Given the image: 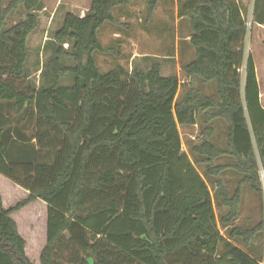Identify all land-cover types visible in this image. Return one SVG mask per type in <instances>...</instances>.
Instances as JSON below:
<instances>
[{
  "label": "trees",
  "instance_id": "1",
  "mask_svg": "<svg viewBox=\"0 0 264 264\" xmlns=\"http://www.w3.org/2000/svg\"><path fill=\"white\" fill-rule=\"evenodd\" d=\"M42 1L0 0V176L28 192L9 208L0 196V264H36L11 214L37 199L46 204L38 264H261L264 109L253 58L235 49L247 32L239 3L176 0L194 50L179 95L178 76L162 75L159 61L99 69L95 54L119 56L121 43L103 44L100 28L126 27L116 9L136 0L67 12L36 87L27 40ZM160 1L143 0L144 24ZM262 11L253 0L257 23ZM195 125L199 140L183 151L179 128ZM244 185L260 202L250 227L236 223Z\"/></svg>",
  "mask_w": 264,
  "mask_h": 264
},
{
  "label": "rangeland",
  "instance_id": "2",
  "mask_svg": "<svg viewBox=\"0 0 264 264\" xmlns=\"http://www.w3.org/2000/svg\"><path fill=\"white\" fill-rule=\"evenodd\" d=\"M5 3L8 0H4ZM241 8L245 22H250L247 27L246 36L235 49H241L244 57L253 56L254 66L257 72L256 79L261 91H264V22L259 25L252 14L253 0H236ZM90 5V0H43L42 8L37 12L39 25L30 34L27 40L28 59L26 69L30 75V81L36 87L44 83L43 74L48 58L52 54L51 47L48 45L54 32L62 23L63 17L67 12L76 15H83ZM25 13L19 10L10 16L9 25L24 18ZM116 16L120 22L125 23L126 27L113 26L105 23L99 30V37L103 44L110 45L115 39H119L120 54L119 56L95 54L99 69L106 72L112 69L116 63L122 65L130 71L134 65L143 68L148 67L152 61L161 63L162 75L176 74L179 78L180 87L179 95L186 88L183 84L185 79L181 71L182 65L194 58V50L189 47L188 39L191 32L189 20L185 17L180 20L177 16L176 0H161L156 8L152 19L144 24L145 9L143 0H136L131 5L124 8L116 9ZM261 16L264 21V12ZM241 45V46H240ZM192 52V56H191ZM168 53L172 57L165 58ZM191 58V59H190ZM240 73L244 78V66L241 67ZM206 92H211L208 87H204ZM264 106V96L262 97ZM216 135L221 143L222 132L224 128L221 124L217 125ZM182 139V150L188 151V141L199 140L201 131L200 126L180 127ZM219 132V133H218ZM225 158L220 162H225ZM232 178L231 174H228ZM263 181V177L261 176ZM236 183H232L235 187ZM243 202L241 204L240 215L237 224L243 227L252 226L260 216L259 200L254 193L250 191L247 185L242 188ZM28 193L21 187L13 184L3 176H0V196L3 207L9 208L19 201L25 199ZM41 200L29 203L25 207L11 214V217L17 224L20 235L25 240V253L33 263H39V256L46 241V209ZM220 227L221 233L226 234V230ZM257 254L261 256V264H264V234L256 240Z\"/></svg>",
  "mask_w": 264,
  "mask_h": 264
},
{
  "label": "crops",
  "instance_id": "3",
  "mask_svg": "<svg viewBox=\"0 0 264 264\" xmlns=\"http://www.w3.org/2000/svg\"><path fill=\"white\" fill-rule=\"evenodd\" d=\"M133 3V2H132ZM132 3H130V4H128L127 6H129V5H131ZM144 3V2H143ZM127 6H125V7H127ZM158 7V6H157ZM122 8H124V7H122ZM156 11V10H155ZM154 14H155V12H154ZM180 20L182 19V20H184L185 19V17H181V18H179ZM259 25H262V23H258ZM190 27V26H189ZM191 33V32H190ZM190 35V34H189ZM191 56H192V52H191ZM169 57H172V54H170V53H168L167 55H165V58H169ZM252 58H253V56H252ZM191 59V58H190ZM187 62V61H186ZM255 71L257 72V69H256V66H255ZM164 76H166V75H164ZM186 79H184L182 82H184ZM258 82V81H257ZM258 87H259V102H260V104H261V106H262V108L264 109V106L262 105V101H263V96H264V91H261V89H260V86H259V84H258ZM195 126H198V125H195ZM14 184V183H13ZM16 185V184H15ZM23 189V188H22ZM25 193H28L26 190H25ZM28 196V195H27ZM38 200V199H37ZM36 201V200H35ZM41 204H43V206H45V209H46V204L42 201V203Z\"/></svg>",
  "mask_w": 264,
  "mask_h": 264
},
{
  "label": "built area",
  "instance_id": "4",
  "mask_svg": "<svg viewBox=\"0 0 264 264\" xmlns=\"http://www.w3.org/2000/svg\"><path fill=\"white\" fill-rule=\"evenodd\" d=\"M250 24H251L250 22H245L246 28L249 27ZM260 176L263 177V181L262 182L264 183V173L263 172H260Z\"/></svg>",
  "mask_w": 264,
  "mask_h": 264
}]
</instances>
